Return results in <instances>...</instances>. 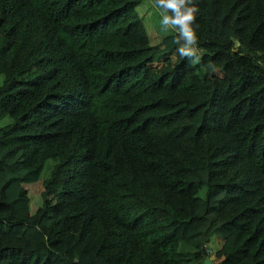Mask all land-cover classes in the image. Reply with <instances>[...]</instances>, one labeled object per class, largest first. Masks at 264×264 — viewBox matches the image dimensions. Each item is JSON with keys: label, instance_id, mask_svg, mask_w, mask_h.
<instances>
[{"label": "trees", "instance_id": "1", "mask_svg": "<svg viewBox=\"0 0 264 264\" xmlns=\"http://www.w3.org/2000/svg\"><path fill=\"white\" fill-rule=\"evenodd\" d=\"M143 1L0 0V264H264V0H194L198 63Z\"/></svg>", "mask_w": 264, "mask_h": 264}, {"label": "clouds", "instance_id": "2", "mask_svg": "<svg viewBox=\"0 0 264 264\" xmlns=\"http://www.w3.org/2000/svg\"><path fill=\"white\" fill-rule=\"evenodd\" d=\"M155 6L162 9L161 26L165 32H176L173 43L179 44L178 53L181 57L192 58V63H198V36L199 24L196 17L199 8L194 0H155ZM182 41V43H181Z\"/></svg>", "mask_w": 264, "mask_h": 264}, {"label": "rangeland", "instance_id": "3", "mask_svg": "<svg viewBox=\"0 0 264 264\" xmlns=\"http://www.w3.org/2000/svg\"><path fill=\"white\" fill-rule=\"evenodd\" d=\"M137 8L145 22L150 41L155 42L158 39L155 27L158 25V21L162 19V12L153 4L151 0H144ZM175 57H176V52L175 50H173L165 55H160L148 59L147 64L153 69H161L170 65L174 61ZM9 121H10L9 116L3 115L2 117H0V127L6 125ZM198 171L202 176H204L203 167H200ZM23 185L26 188L27 194L29 196V211L32 212L38 207V205L41 202V197H40V191L42 189L41 181L37 180L34 182H24ZM217 197H218L217 193L215 192L210 193L209 203H208L209 213ZM207 244L214 251L219 246L220 239L217 238L216 236H211L209 237ZM213 261L216 262V259Z\"/></svg>", "mask_w": 264, "mask_h": 264}, {"label": "built area", "instance_id": "4", "mask_svg": "<svg viewBox=\"0 0 264 264\" xmlns=\"http://www.w3.org/2000/svg\"><path fill=\"white\" fill-rule=\"evenodd\" d=\"M205 252L207 253V256H211L212 258H213V251H212V249H211V247H209V246H206V248H205ZM212 260V259H211ZM213 263V262H212Z\"/></svg>", "mask_w": 264, "mask_h": 264}, {"label": "water", "instance_id": "5", "mask_svg": "<svg viewBox=\"0 0 264 264\" xmlns=\"http://www.w3.org/2000/svg\"><path fill=\"white\" fill-rule=\"evenodd\" d=\"M202 264H213L209 256H204Z\"/></svg>", "mask_w": 264, "mask_h": 264}, {"label": "crops", "instance_id": "6", "mask_svg": "<svg viewBox=\"0 0 264 264\" xmlns=\"http://www.w3.org/2000/svg\"><path fill=\"white\" fill-rule=\"evenodd\" d=\"M211 249H212V248H211ZM212 251H213V249H212ZM210 259H212V260H213V258H212L211 256H210ZM212 260H211V261H212Z\"/></svg>", "mask_w": 264, "mask_h": 264}]
</instances>
